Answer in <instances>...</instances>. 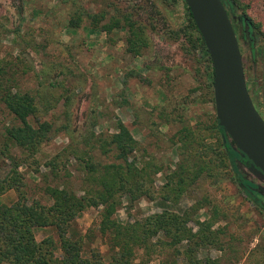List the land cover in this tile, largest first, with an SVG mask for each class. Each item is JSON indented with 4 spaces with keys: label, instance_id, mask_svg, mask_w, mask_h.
<instances>
[{
    "label": "rangeland",
    "instance_id": "rangeland-1",
    "mask_svg": "<svg viewBox=\"0 0 264 264\" xmlns=\"http://www.w3.org/2000/svg\"><path fill=\"white\" fill-rule=\"evenodd\" d=\"M236 3L229 18L245 85L264 120V41L258 36L259 31L264 32V0ZM76 7L88 13L102 12L105 19L117 11L133 14L144 27L148 46L139 56L125 54V31H103L100 26L106 20L96 27H88L86 20L70 27L69 12ZM244 22L251 26L249 41L244 37ZM181 25V11L169 0H0V79H10L14 90L32 93L40 111L39 121L49 122L53 130L64 126V130L47 134L25 161L28 165L18 166L29 201L49 203L43 193L47 185L64 187L81 196L87 184L75 161V148L82 147L81 139L89 133L114 132L117 123L123 124L137 142L132 155L136 162L160 164V171L150 177L148 185L154 196L165 189L167 177L176 167L185 166L186 156L198 160L177 134L183 127L201 131V124L215 116L213 97L206 86L205 62L197 52L186 50L185 38L178 32ZM11 123L12 117L0 103V144L4 128ZM212 141L211 132L206 130L202 144ZM10 152L19 155L17 150ZM48 163L52 168L46 167ZM216 170L214 182L199 175L171 203L159 205L145 197L131 204L122 200L113 220L125 223L158 215L162 208L181 213L199 207L194 218L210 219L212 230L224 229L226 233L219 235L224 243L221 251L209 249L201 256L216 258L219 264H264V213L226 178V167L220 165ZM12 200V191L0 195V204ZM98 211L84 210L70 224L69 232L83 240L84 250L87 246L96 248L106 260L104 240L94 229ZM188 226L195 231L193 223ZM45 236L56 239L48 229H34L36 241ZM171 254L170 250L156 249L143 256L140 251L136 263L159 264Z\"/></svg>",
    "mask_w": 264,
    "mask_h": 264
},
{
    "label": "trees",
    "instance_id": "trees-1",
    "mask_svg": "<svg viewBox=\"0 0 264 264\" xmlns=\"http://www.w3.org/2000/svg\"><path fill=\"white\" fill-rule=\"evenodd\" d=\"M220 1L229 18L230 9L237 5L236 0ZM169 2L176 3L181 11L182 25L178 32L185 38L186 50L197 52L205 62L208 70L206 86L212 94L210 60L190 13L183 0ZM134 18L131 13L117 11L105 19L102 12L88 13L76 7L69 12L67 23L73 27L86 20L88 27H96L106 20L100 28L106 32L124 30L123 51L136 57L148 46V38L143 25ZM245 25L244 36L251 40V26ZM258 36L264 41L263 31H259ZM10 82V79H0V103L13 120L4 128V140L0 144V195L12 191L14 200L0 204V264H137L138 252L142 251L143 256H147L156 249H167L173 253L159 264H219L216 258L201 256L200 253L209 249L221 251L224 243L219 235L225 236L226 233L224 229L212 230L210 219L198 221L194 218L199 207H189L190 211L181 213L162 208L158 215L143 216L125 223L114 221L113 215L122 200L131 204L145 197L159 205L166 201L171 203L186 187L194 184L199 175L212 178L214 182L217 178L215 167L220 165L227 168L226 178L237 185L259 212L264 213V181L259 185L251 177L244 165L246 158L217 125L215 116L208 123L201 124V131L183 127L178 132V140L184 147L194 150L198 160L193 161L190 155L186 156L185 166L178 170L176 167L170 173L165 189H160L158 195H152L148 185L150 177L160 171V164L149 160L136 162L132 155L137 150V142L123 124L117 123L114 132L89 133L81 139L82 147L75 148V161L84 172L87 184L81 196L64 187L47 185L43 193L49 203L42 204L36 199L29 201L18 166L25 164L47 139L48 133L64 130V126L59 125L53 130L49 122L39 121L40 111L32 93L14 90ZM206 130L211 132L213 141L203 145ZM12 149L19 151L17 157L11 154ZM49 165L52 164L48 163L46 167L52 168ZM88 208H99L94 229L104 240L106 260L96 248L87 246L84 250L83 240L72 237L69 232L70 224ZM213 212L218 213L217 210ZM188 223H193L195 231ZM37 228L48 229L56 239L45 236L36 241L34 229Z\"/></svg>",
    "mask_w": 264,
    "mask_h": 264
},
{
    "label": "water",
    "instance_id": "water-1",
    "mask_svg": "<svg viewBox=\"0 0 264 264\" xmlns=\"http://www.w3.org/2000/svg\"><path fill=\"white\" fill-rule=\"evenodd\" d=\"M208 54L217 125L264 181V121L248 95L241 55L220 0H183Z\"/></svg>",
    "mask_w": 264,
    "mask_h": 264
},
{
    "label": "flooded vegetation",
    "instance_id": "flooded-vegetation-1",
    "mask_svg": "<svg viewBox=\"0 0 264 264\" xmlns=\"http://www.w3.org/2000/svg\"><path fill=\"white\" fill-rule=\"evenodd\" d=\"M231 22V21H230ZM232 25V24H231ZM232 28H233V26H232ZM245 28H246V25H245ZM234 31V30H233ZM245 37V36H244ZM247 39H248V41L250 40V38H248V37H246ZM262 63H263V66H264V57H262ZM249 95V94H248ZM252 102V101H251ZM255 108V107H254ZM256 110V109H255ZM258 113V112H257ZM259 114V113H258ZM260 115V114H259ZM261 117V116H260ZM262 118V117H261ZM263 120V119H262ZM264 121V120H263ZM244 165L248 168V169H250V167H249V162L245 159V161H244ZM250 174H251V172H250ZM252 175V174H251ZM253 176V175H252Z\"/></svg>",
    "mask_w": 264,
    "mask_h": 264
}]
</instances>
